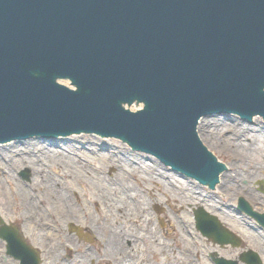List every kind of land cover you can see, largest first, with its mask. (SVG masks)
<instances>
[{
	"label": "water",
	"instance_id": "water-1",
	"mask_svg": "<svg viewBox=\"0 0 264 264\" xmlns=\"http://www.w3.org/2000/svg\"><path fill=\"white\" fill-rule=\"evenodd\" d=\"M214 114L264 118V0H0V144L117 138L213 189L225 168L196 128ZM238 210L264 228L242 199ZM194 221L240 246L204 211ZM0 239L19 264H42L1 219ZM238 259L259 264L252 251Z\"/></svg>",
	"mask_w": 264,
	"mask_h": 264
},
{
	"label": "rangeland",
	"instance_id": "rangeland-1",
	"mask_svg": "<svg viewBox=\"0 0 264 264\" xmlns=\"http://www.w3.org/2000/svg\"><path fill=\"white\" fill-rule=\"evenodd\" d=\"M204 121L212 123L214 126L210 127V131L218 141V145L212 146L208 143L203 144L205 149L209 151L222 165H224V171L229 174L231 171H235L238 175H243V171L238 167V160L233 156L229 146L236 145L238 138L235 129H243L244 135L258 133H264V118L261 116L252 117L249 120H244L237 115L232 114H220L211 115L202 118ZM258 120V121H257ZM216 124V126H215ZM260 124L261 128L256 131H250V128L254 129ZM243 135V134H241ZM83 138L91 139L100 143H106L107 148L115 147L112 149L108 157L109 159L114 157H122L123 155H140V159L144 164L155 165L156 168L162 173L164 177L161 178L162 182H171L179 179L188 184L191 182L195 183V194L208 196L214 200L215 205L218 209L216 212H207L202 207H187L185 211H176L169 205H166L164 200L160 197H156L159 203H151L148 209V213L152 216L151 223L148 227L133 225L130 219L122 221L123 229L128 233L130 237L134 238L138 242L137 253L131 258H127L123 255L122 259H144L147 264H211V255H217L218 258L226 260L238 259L239 256L247 251L255 253L259 259H264V228L261 227L253 218L247 216L243 212L238 210V200H244L251 209L258 214H264V165L255 166V162L249 165L250 167L256 168L258 173L257 177L249 181H241L237 179L235 186L227 191L224 195L217 192L216 186L213 190H210L206 185L200 184L195 179L183 175L180 172L174 171L170 166L163 164L154 156L134 150L129 147L128 144L117 138H106L93 133H76L68 136H28L26 138L12 140L7 143H24L27 141H33L39 144V148L36 149H25L19 145L20 152L18 154L23 157L29 155H35L40 157L42 150L59 151L64 154L75 155L74 159L79 164L83 165L84 171L81 172L80 176L70 177L63 175L61 167L51 166L45 164L41 160V167L45 173V176L56 182V186L62 189V194L58 195L55 192H50L47 187L46 180L38 182L34 190L29 189L31 184V170L28 167L21 168L20 170L12 169L11 160L17 158L15 150H4L0 152V193L4 191L5 196L8 200V207L3 213L6 219L1 217L0 219L7 226H12L14 229L21 233V236L42 258V264H61V262H68L70 259L73 263L77 264L82 259V264H92V260L98 258V264H118L116 258L105 257L103 250L105 244H107V235L98 231L96 221L102 218L101 210L104 211L106 207L103 203L102 195L95 189L97 182L101 183L106 187L118 186L120 178L116 172L113 164L108 162L107 149L98 147V155L89 154L90 149L84 150L83 145L79 143L75 146L74 152L67 148V144L70 140L80 141ZM7 143L0 144L3 147ZM74 144V142H72ZM111 147V148H112ZM27 148V147H26ZM81 150L80 152L77 150ZM84 150V151H82ZM245 166V165H244ZM232 169H228V168ZM75 171V170H74ZM223 171V172H224ZM66 172V171H65ZM26 173L27 179H24L21 174ZM75 173V172H74ZM157 173V172H155ZM12 175L11 180L17 179L20 186L30 193L32 201H35V205L28 203L27 199L18 194L13 187V181L10 180L9 176ZM125 177L126 183L130 188H134L146 202H151L149 194L142 189L137 183L136 177L128 176ZM173 177V178H172ZM52 183V182H51ZM261 184L262 191L260 190ZM54 187V186H53ZM247 188L252 191L254 198L248 199L243 196V192L239 189ZM147 190L151 191L150 187ZM223 190V189H222ZM231 191V193H229ZM65 196L68 198L70 206L77 211L75 218L66 219L61 216L63 207L58 203V198L63 199ZM2 196L0 194V202ZM202 210L208 215L215 217L219 223L230 232H232L239 240V247H232L231 245L220 246L213 243L211 240L203 237L195 228L194 212ZM22 212H28L30 220L35 223L38 228H42L46 233L38 234L37 230H33L32 236H25L22 232V226L25 223V218L21 217ZM224 212L230 214L234 221L231 223L223 222L220 220L219 213ZM89 214V216H88ZM27 218V217H26ZM73 219V220H72ZM75 219V220H74ZM99 223V222H98ZM100 224V223H99ZM154 224L156 231L158 232V239L165 242L172 250V255L181 253V240L179 234L182 236L181 229L188 235L194 242L193 248L196 249V255L194 259H165V257L153 258L151 253V246H148L147 240L143 242L141 239V230L145 232L142 234L145 239L147 238V232L151 229ZM71 227L80 229L84 236H80L76 230H71ZM244 232V233H242ZM246 234H253L258 236L256 242H260L255 246L248 239ZM33 240V241H32ZM106 242V243H105ZM128 248L130 241L124 243ZM260 245V246H259ZM5 242L0 239V264H18L16 260L6 254ZM152 248V247H151ZM154 249V248H153ZM55 252H60L59 258L52 256ZM86 258H90L89 260ZM75 259H78L76 261ZM49 260V261H47ZM71 262V263H72ZM81 264V263H80Z\"/></svg>",
	"mask_w": 264,
	"mask_h": 264
},
{
	"label": "bare ground",
	"instance_id": "bare-ground-1",
	"mask_svg": "<svg viewBox=\"0 0 264 264\" xmlns=\"http://www.w3.org/2000/svg\"><path fill=\"white\" fill-rule=\"evenodd\" d=\"M258 121V120H257ZM212 123L204 121L200 119L197 124L196 132L200 139V142L203 144L208 143L209 145L216 146L218 145V141L215 136L212 135L210 131V127H213ZM216 126V124H215ZM258 127L252 129L250 131L254 132L261 128V125L258 124ZM237 134V144L229 146L230 150L233 153V156L238 160V167L243 171V175H238L235 171H231L229 174H226L225 171L220 173L217 177V185L216 189L219 194L224 195L227 193L228 190L233 188L237 179L241 181H249L255 179L257 176V169L250 167L251 163H254L255 166L264 165V133L260 132L257 135L248 134L244 135V130L239 128L235 129ZM243 134V135H241ZM74 142V144L72 143ZM79 143V145H83L84 150L90 149L91 152L89 154L98 155L97 152L99 145L100 148L107 149L106 158L110 157L109 154L112 152V149L115 147L111 146L107 148L106 143H100L97 141H93L91 139L83 138L80 141L78 140H70L67 144L66 149H70L72 152L76 149L75 146ZM19 145L23 146L25 149H36L39 148V144L33 141H27L24 143H19ZM18 144H10L7 143L3 147H0V152L2 149L8 150H15V155H18L17 158L11 160V167L12 169L20 170L21 168L28 167L31 170V184L29 185V189L34 190L36 185H38L39 181L46 180L47 187L50 192H55L56 194L60 195L62 189L56 186V182L52 179L45 176V173L40 165L41 160L45 162V164H50L51 166L61 167V172L63 175H68L70 177H77L80 176L81 172L84 171L83 165L79 164L78 161L74 159L75 155L71 154H64L59 151H50L49 149L40 152L41 156L37 157L35 155H29L27 157H23L18 154L20 152V147ZM27 147V148H26ZM207 149V148H206ZM69 150V151H70ZM79 152V148L77 149ZM82 150V151H84ZM116 150V149H115ZM140 155H123L122 157H114L109 159L108 162L113 164L116 169L118 177L120 178L118 186L115 187H106L101 183L97 182L95 184V189L98 190V193L102 195L103 203L106 207H104V211L101 210L102 218L101 220L96 221L98 231L105 233L107 235V244H105L103 253L105 257L116 258L118 264H133L127 259H122L123 255H126L127 258L133 257L135 253H137L138 249V242L130 237V232L128 233L123 229L122 221L126 219H130L133 225L136 226H143V228L148 227L151 223V215L148 213L149 206L151 203H159L156 197H160V199L164 200L166 205H169L171 208H174L176 211H185L188 207H202L207 212H216L218 213V209L215 205L214 200L209 198L208 196L203 195H196L195 194V183L191 182V184L183 182L179 179L171 182L168 180L167 182H162L161 178L164 177L162 173L159 171L155 165H148L144 164L140 159ZM221 164V163H220ZM245 165V166H244ZM232 169V168H228ZM75 170V171H74ZM0 171H2L0 169ZM66 171V172H65ZM75 172V173H74ZM157 172V173H155ZM128 176L136 177L137 183L144 189L148 194L151 202H146L143 198H141L140 194L135 191L134 188H130L126 183L125 177ZM9 176V174H8ZM12 175L9 176V178ZM173 178V177H172ZM11 180V178H10ZM13 181V187L17 191L18 194H22L24 198L27 199L28 203L35 205V201H32V197H30V193L26 192L19 184L17 179L11 180ZM52 182V183H51ZM209 185V183H207ZM54 186V187H53ZM150 187L152 190L149 191L147 188ZM223 189V190H222ZM243 192V196L248 199H253L254 195L252 191L248 190L247 188L239 189ZM231 193V191L229 192ZM2 201L0 202V214L1 217H4L3 213L6 211L8 207V200L5 196L4 191L1 193ZM58 203L61 207H63V211L61 212V216L66 219L75 218L77 216V211L70 206L68 202L67 196L63 199L58 198ZM28 212H22L21 217L25 218V223L22 226V232L25 236H32L33 230H37L38 234L46 233V229L38 228V226L30 220V216H28ZM220 220L223 222L231 223L233 218L230 214H226L224 212L219 213ZM89 216V214H88ZM27 217V218H26ZM90 217V216H89ZM73 220V219H72ZM75 220V219H74ZM100 224H99V223ZM80 236H84L80 229H77ZM141 232H145L141 230ZM142 233V234H143ZM182 236L179 234L181 240V253L176 254L175 256L172 255V250L169 246L158 239V232L154 224H152L151 229L147 232V238L141 236L143 242L147 240L148 246H151V253L153 258H160L165 257V259H194L196 255V249L193 248L194 242L192 239L188 237L184 229H181ZM244 233V232H242ZM250 242L255 246L260 242H256V238L258 236H254L253 234H246ZM33 241V240H32ZM130 241L129 247L125 246V242ZM106 243V242H105ZM257 243V244H256ZM260 246V245H259ZM154 248V249H153ZM61 255L60 252H55L52 256L54 258H59ZM88 259V258H86ZM90 259V258H89ZM88 259V260H89ZM96 261H99L98 258H95ZM49 261V260H47ZM61 264H72L71 262H61Z\"/></svg>",
	"mask_w": 264,
	"mask_h": 264
},
{
	"label": "flooded vegetation",
	"instance_id": "flooded-vegetation-1",
	"mask_svg": "<svg viewBox=\"0 0 264 264\" xmlns=\"http://www.w3.org/2000/svg\"><path fill=\"white\" fill-rule=\"evenodd\" d=\"M71 260H74V259H70V261H68V262H72ZM75 260L78 261V259H75ZM127 260H129L133 264H147V262L144 259H127ZM216 260H218V259H210L211 264H216V262H215ZM224 260H226V259H224ZM226 261H233V262H236L237 264H248L247 262H244V260H241V259L226 260ZM258 261H259V264H264V259H258ZM80 263L82 264V259L79 260V262L77 264H80ZM72 264H75V263L72 262ZM92 264H98V261H96L94 259V260H92Z\"/></svg>",
	"mask_w": 264,
	"mask_h": 264
}]
</instances>
